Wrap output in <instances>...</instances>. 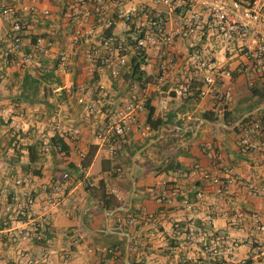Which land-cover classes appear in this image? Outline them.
Returning a JSON list of instances; mask_svg holds the SVG:
<instances>
[{
	"label": "built area",
	"instance_id": "built-area-1",
	"mask_svg": "<svg viewBox=\"0 0 264 264\" xmlns=\"http://www.w3.org/2000/svg\"><path fill=\"white\" fill-rule=\"evenodd\" d=\"M30 9L32 14L36 13L33 6ZM41 12L48 14L47 9ZM64 13L70 24V38L69 46L58 49L54 56V70L60 78L58 88L76 93L88 113L97 109L94 93L105 89L103 76L124 80L132 57L137 59L136 69L143 75L137 79L126 77L123 102L117 108L100 111L103 114L94 125L93 136L105 157L119 152L124 131L137 125L138 114L146 111L147 103L161 112L169 99L194 96L204 102L205 110L220 118L232 108L236 82L264 90V0H64ZM0 19L8 25L0 37V55L6 64L32 67L36 53L45 54L52 47L50 39L30 36L29 22L14 3L0 0ZM77 59L94 77V87L73 78ZM138 92L141 94L137 95ZM0 119L11 126L10 148H19L20 132L28 131L34 117L31 113L18 114L10 105H1ZM40 128L38 147L43 156L50 154L49 138L53 134L70 141L79 136L78 126L54 119ZM147 130L144 124L141 133ZM237 132L239 148L252 152L264 163V112L241 125ZM21 150L26 156V147ZM211 157L220 162V172L209 174L197 167L190 171L207 178L205 189L183 193L179 199L174 194L158 196L167 206L176 203L189 212L205 211L198 217V226L188 221L183 228L184 242L179 246L184 248L188 244L194 250L185 254L184 263L200 258V264H221L222 257H234L232 247L238 243H225L224 228L212 232V219L223 218L228 226L235 227L245 217L232 208L231 191L232 184L243 182L237 179L230 164L220 161L217 150H213ZM76 174L88 185L95 184L80 168ZM71 186L68 168L45 179H36L30 172L9 175L0 171V240L5 246L0 257L23 258L30 263L32 248L42 252L47 241L43 228L55 208L68 204ZM246 187L253 193L264 192L262 185L252 182ZM110 192L119 198L115 190ZM153 217L141 208L126 216H116V221L136 228ZM246 218L250 228L264 236V207L249 211ZM246 238L254 254H264V243ZM15 260L12 264H16ZM235 263L256 264L246 257H235Z\"/></svg>",
	"mask_w": 264,
	"mask_h": 264
},
{
	"label": "crops",
	"instance_id": "crops-1",
	"mask_svg": "<svg viewBox=\"0 0 264 264\" xmlns=\"http://www.w3.org/2000/svg\"><path fill=\"white\" fill-rule=\"evenodd\" d=\"M4 1L14 3L29 22L30 36L38 35L48 38L53 45L45 54L36 53L37 60L32 67L30 65H8L0 55V106L10 105L16 113H31L34 117L28 131L20 132L21 145L19 151L17 150L16 158H12L15 150L9 145L10 138H12L11 126L3 120L0 121V171L9 175L30 172L36 179H45L56 177L64 168H68L71 170L72 180L68 204L55 208L43 228L47 239L43 251L38 252L36 248H32L30 263L23 258H18L14 259L16 264H118L116 258L118 251L106 257L104 250L100 251L95 248H103L113 242H119L122 236L125 237L124 247L127 244L128 256H131L132 264H200L202 261L200 258L184 263L185 254H192L194 250L188 244L184 248L179 244L184 242V226L188 221L198 226V217L203 216L204 209L189 212L181 209L176 203L167 206L164 201L158 200V196L162 194L166 197L174 194L176 199H179L183 193H191L197 188L205 189L207 178L203 177L200 172L191 174L190 171L197 167L209 174L214 171L220 172V162H215L211 157L213 150L218 151L220 161L230 164L236 172L237 179L243 182L240 185H231L232 208L245 216L239 226L230 227L223 218L214 217L212 219L210 228L212 232L224 228L225 243L230 245L235 240L238 243L237 246L232 247L234 257H222L221 264H236L235 257H246L248 261L264 264V254H254L245 241L246 236H250L264 243L263 234L253 231L246 218L249 211L260 210L264 207V192L253 193L246 187V184L250 182L264 187V163H260L252 152L242 151L239 148L238 132L225 128L223 130L233 131V136H226L219 131L222 126L215 127L206 122H199L202 118L200 114L207 110H205L204 102L197 100L194 96L181 100L169 99L164 110L154 111L165 122L155 136H152L153 131L149 129L141 133L143 125L146 124L145 112H139L137 125L124 131L121 137V149L115 156L105 157L96 146L94 156L96 153L99 154V169L92 174L88 172L94 156L91 163L81 169L89 179L95 181V184L98 179H102L107 191L110 192L112 189L118 193L119 198L117 199L122 201V207L119 209L126 211L132 207L134 211H139L144 208L154 216L140 227L133 228L127 225V230L121 227L123 224L120 222L116 223V216L119 215L114 213L116 207L105 209L97 199L84 190L85 181L81 175L76 173L79 170V151L84 152L89 144H96L93 130L103 114L100 111L106 112L117 108L126 97L125 78L123 80L120 77L103 76L105 89L101 93L98 91L94 93L97 103L95 112L88 113L84 106L82 108L83 103L78 101L79 97L76 93L70 92L63 96L60 94L62 97L59 100L60 78L58 84L51 88L49 103L15 101L21 82L27 77H37L39 71L42 70L37 67L41 62L47 67L44 70H51L57 74L53 66L54 56L58 49L69 46L70 24L64 13V0ZM31 6L35 8V14L31 13ZM43 9L48 10L47 15L42 14ZM7 26V22L0 19V37ZM23 49L27 51L28 47L24 45ZM74 69L73 78L76 82L94 87V77L88 72L82 60L77 59ZM140 94L141 92H138L137 95ZM195 106L199 108L196 109ZM51 112L54 117L47 118L46 121L54 119L59 123L76 125L79 128V136L74 143H68L66 160L50 153L25 169L27 155L25 156L21 148L26 147L25 144L40 139V125L46 122L35 117L48 115ZM187 134H189L188 137H186ZM151 138H155V141L143 147L144 151L140 152L142 150L140 149L135 158L133 168L135 189L129 201L132 185L129 177L131 158L134 152L142 146L139 145L145 139L147 142ZM184 146L186 147L183 148ZM181 148L183 149L179 153L178 150ZM130 152L132 154L129 158ZM168 156L179 163L176 174L173 173L174 170H157V166ZM102 159L109 160L104 163V170L101 169ZM123 231L129 233V245V239L127 240ZM102 238L111 239V241L101 242ZM2 242L0 240V253H4L5 250ZM65 254L67 255L64 258ZM14 260L9 257H0V263L12 264Z\"/></svg>",
	"mask_w": 264,
	"mask_h": 264
},
{
	"label": "trees",
	"instance_id": "trees-1",
	"mask_svg": "<svg viewBox=\"0 0 264 264\" xmlns=\"http://www.w3.org/2000/svg\"><path fill=\"white\" fill-rule=\"evenodd\" d=\"M137 59L135 57H132L130 59V71L129 74L124 73L123 78L130 77L133 79H137L142 77V72L137 71ZM40 73V74H39ZM37 77H27L25 78L21 84H20V90L18 93V96L15 98V101H22L26 103H34V102H44L49 103V95L51 94V88L54 87V85L58 84L59 82V75L54 74L51 70H41L39 71ZM42 73V74H41ZM44 80V81H42ZM45 82H48L47 84ZM249 94L251 97H253V101L244 105V106H233L232 108L226 112L222 117H217L214 114H212L210 111H203L200 116L207 118L210 121H217L222 120L226 124H231L235 119H237L241 114L244 112L252 109L253 107L257 106L258 104L262 103L264 101V90L260 87H247ZM59 100H61V97L65 94H69L70 91H66L64 89L59 90ZM62 94V96H60ZM148 101V100H147ZM52 105V104H50ZM51 107V106H50ZM264 112V106L263 108L254 111L251 114H248L238 125H236L231 130L238 131L240 126L244 123H247L253 119L258 118L262 113ZM2 121V119H0ZM145 123L148 126V129L153 131L152 136H155L161 126L164 125V120L154 113V108L150 104H146V111H145ZM222 129H225L221 127ZM189 134H187L186 137H188ZM13 138V136H12ZM10 138V141L12 140ZM50 143L52 145V149L50 153H52L54 156L59 155L63 160L67 159L68 149L69 145L68 143H74L76 140L68 139L65 136L53 134L50 136ZM173 139V138H171ZM147 139H145L139 146L143 145L146 142ZM160 140V139H159ZM39 142L40 139L35 140L31 143L25 144L26 150H27V162H26V168L32 164L36 163L40 160V158L43 156L41 154V151L39 149ZM56 145H59V148H56ZM15 150V154L12 156L16 158L17 156V150L19 151L18 147L13 146ZM138 147V146H137ZM96 150V144H89L86 151L81 152L78 158V167L80 169L86 168L90 163L94 156ZM142 149L140 152L144 151ZM133 152V151H132ZM132 152L129 153V158ZM109 160H101V169L104 170V163L108 162ZM128 159V163H129ZM179 168V163L177 161H174L170 156H168L165 161H163L159 166H157V170H165V171H173ZM115 171V170H114ZM84 190L93 198L97 199V201L105 208V209H113L115 207H118L121 205L122 201L117 199L116 196L107 191L105 188L104 181L102 179H98L96 184L94 185H88L87 183H84ZM134 210L132 207H130L128 210L124 211L121 209L115 210V214H119V216H126L127 214H132ZM116 223H119L116 221ZM123 229L127 230V225L121 226ZM137 228V227H136ZM124 236H122V240L119 242H113L109 244L108 246H103V249L105 252V256L109 257L114 254L115 251H118L117 253V260L120 264H123V254H124ZM130 244V239L128 241V245ZM129 262L128 264H132L131 256H128Z\"/></svg>",
	"mask_w": 264,
	"mask_h": 264
},
{
	"label": "rangeland",
	"instance_id": "rangeland-1",
	"mask_svg": "<svg viewBox=\"0 0 264 264\" xmlns=\"http://www.w3.org/2000/svg\"><path fill=\"white\" fill-rule=\"evenodd\" d=\"M7 28V27H6ZM43 62H41L40 65H36L37 67H40L42 70H44L46 67V65H42ZM76 69V68H75ZM74 69V71H75ZM232 103H233V106H244L250 102L253 101V97L250 96L249 94V91L247 89V87H245L243 84H242V81H238L234 84V87H233V98H232ZM82 108H83V105H81ZM73 107H77V106H73ZM196 109L197 106H195ZM50 117H54V115L51 113H49L48 115H37L35 118L40 120V121H46L47 118H50ZM35 126V125H34ZM41 126V125H40ZM219 131H222L226 136L227 135H231L233 136V131L231 130H223V129H219ZM199 136H200V133H199ZM207 138V136H206ZM153 147V146H152ZM186 146H184L183 148H185ZM179 149L178 152L181 153L182 149ZM99 160H100V157H99V154L96 153L93 160H92V163L90 164L89 168H88V172L89 173H95L98 169H99ZM134 199H136V197H134ZM103 240L101 242H106V243H109L111 241V239H106V238H102ZM120 264V263H118Z\"/></svg>",
	"mask_w": 264,
	"mask_h": 264
},
{
	"label": "water",
	"instance_id": "water-1",
	"mask_svg": "<svg viewBox=\"0 0 264 264\" xmlns=\"http://www.w3.org/2000/svg\"><path fill=\"white\" fill-rule=\"evenodd\" d=\"M264 106V101L260 104H258L257 106L253 107L252 109L244 112L243 114H241L237 119H235L231 124H226L224 121L222 120H217V121H210L208 120L207 118H200L199 122H206L208 124H211L215 127H218V126H222L224 128H228V129H232L234 128L236 125H238L248 114H251L253 113L254 111L256 110H259L261 108H263ZM155 141V138H151L149 141H147L144 145H142L139 149H137L132 158H131V165H130V169H129V177L131 179V182H132V185H131V192H130V198H129V201H131V196L134 192V189H135V185H134V178H133V168H134V164H135V158L136 156L139 154V151L140 149H142L143 147L147 146L150 142H153ZM120 207H122L121 205H119L118 207H116V209L114 210H117L119 209ZM122 233H124L127 237V240L129 239V233L128 232H125L123 231ZM127 244L125 245L124 247V254H123V264H128V248H127Z\"/></svg>",
	"mask_w": 264,
	"mask_h": 264
}]
</instances>
